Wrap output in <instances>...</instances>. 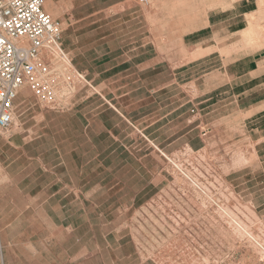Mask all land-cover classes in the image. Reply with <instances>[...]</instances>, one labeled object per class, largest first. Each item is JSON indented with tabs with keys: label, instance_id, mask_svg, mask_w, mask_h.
Wrapping results in <instances>:
<instances>
[{
	"label": "rangeland",
	"instance_id": "obj_1",
	"mask_svg": "<svg viewBox=\"0 0 264 264\" xmlns=\"http://www.w3.org/2000/svg\"><path fill=\"white\" fill-rule=\"evenodd\" d=\"M249 4L226 34L214 13L204 29L222 0H45L71 64L49 58L56 107L24 87L0 128V264H264V0ZM172 70L196 83L158 90Z\"/></svg>",
	"mask_w": 264,
	"mask_h": 264
},
{
	"label": "built area",
	"instance_id": "obj_2",
	"mask_svg": "<svg viewBox=\"0 0 264 264\" xmlns=\"http://www.w3.org/2000/svg\"><path fill=\"white\" fill-rule=\"evenodd\" d=\"M44 5L45 0H0L1 129L14 123L17 101L24 87L40 102L51 107L58 104L61 81L51 71L49 58L55 52L65 61L70 59L62 47L61 23L45 11ZM74 79L93 87L77 69L67 78L69 83Z\"/></svg>",
	"mask_w": 264,
	"mask_h": 264
},
{
	"label": "crops",
	"instance_id": "obj_3",
	"mask_svg": "<svg viewBox=\"0 0 264 264\" xmlns=\"http://www.w3.org/2000/svg\"><path fill=\"white\" fill-rule=\"evenodd\" d=\"M219 1H221V0H219ZM223 2H227V4L229 5V7H227V8H221V9H218V10H216V11H214V12H212V10H210V12H208V21H207V23H206V26L204 27V29H209L210 27H212V19H213V14L212 13H214V15L215 16H222V17H225V19H223V20H221L220 22H222L223 24H225V25H229V26H232L231 27V29H227V28H225V29H223V33H226V34H228V31L231 33V34H235V33H237L238 31H239V28H238V26H239V17L241 16V15H247V14H249V12H251L250 11V4H249V0H246V2H244V0H242V1H238V0H222V3ZM219 5H220V3H219ZM203 31V29L202 28H199V29H196V30H194L193 32H190V33H187L185 36H183L182 38H183V44L185 43L186 44V38H190V36H192V38H196V35L199 33V32H202ZM224 44V43H223ZM200 46L201 47V49H205V48H211V46L210 45H207L206 44V42L205 41H201V39H199L197 42H196V44H193V45H191L190 47L191 48H193V47H195L196 48V46ZM215 45H217V46H219L220 47V42H218V41H216L215 42ZM214 45V46H215ZM213 53H218V51L216 50V51H213L212 53H210L209 55H207V56H201L200 58H198L197 60L195 59V60H193L192 62H196V61H199L200 59H203V60H205L206 58H208L209 56L210 57H212V55H213ZM219 56H220V58L222 59V60H224V58H225V56L224 55H222L221 53H219ZM228 56L230 57H232L233 56V54L231 53H229L228 54ZM236 61V60H235ZM238 61V60H237ZM235 63V62H234ZM236 66H234V68H235ZM218 72V71H217ZM222 72H226V76L232 81V80H234V79H237V74H236V76H234V75H232V76H230V74H229V69L227 68V66H226V68H225V71H221V72H218V73H222ZM171 74H173L174 75V77H173V79H171L170 81H167V82H164V83H162L161 85H158L156 88L158 89V90H160L162 87H165V86H174L175 88H176V86L175 85H177V86H179V87H181V89L184 91V87L186 88V87H191V85L194 83H196L195 81H193V80H181V81H179V79H178V75H179V73L178 72H174L173 70H172V72H171ZM238 82H236V84H237ZM247 86V85H246ZM246 86H243V88L244 89H246L247 88V90H249L248 88H249V85H248V87H246ZM153 91V93H155V89L154 90H152ZM244 96V100H243V104L246 106L242 111H246V112H250V110L251 111H255V104L253 103V101L251 102V103H249L248 101H245V99H249V91H247V92H243L242 94H240L238 97L240 98L241 96ZM252 95V97L254 96V94H251ZM177 95H175V98H177L176 97ZM242 96V97H243ZM237 97V98H238ZM187 98V96H185L184 95V102H182L181 104H178L177 105V107H175L173 110H167V112H166V115H160V117H159V119L158 120H162V119H164L165 117H169L170 115H172L173 113H177L182 107H185V105L187 104L188 105V103H189V101L190 100H187L186 99ZM161 105L162 104H158V111L160 110L161 111V109H163V108H161ZM237 105H240V103H239V99L237 100ZM190 109V108H189ZM169 119V118H168ZM191 127L190 126H184V128H183V131L184 132H187V133H185V135L186 134H189L193 129H190ZM174 129H176V127H174ZM176 131H174L173 133H175Z\"/></svg>",
	"mask_w": 264,
	"mask_h": 264
},
{
	"label": "bare ground",
	"instance_id": "obj_4",
	"mask_svg": "<svg viewBox=\"0 0 264 264\" xmlns=\"http://www.w3.org/2000/svg\"><path fill=\"white\" fill-rule=\"evenodd\" d=\"M259 11H260V10H259ZM192 17H194V14H193ZM254 21H255V20H254ZM255 22H256V21H255ZM255 22H254V23H255ZM250 23H252V22H250ZM194 25H195V24H194ZM251 25H253V23H252ZM251 25H250V26H251ZM254 25H255V24H254ZM250 26H249V27H250ZM255 26H257V24H256ZM252 27H253V26H252ZM252 27H250L249 29H251ZM194 28H195V26H194ZM254 28H255V27H254ZM254 28H253V29H254ZM262 28H263V27H261V29H262ZM193 31H194V30H193ZM249 31H251V30H249ZM254 31H255V32H254ZM254 31H253V32H254V34H255L256 31H258L257 28L254 29ZM260 31H261V30H260ZM260 31H259V32H260ZM246 32H248V31H246ZM253 32H252V34H253ZM249 33H251V32H248V34H249ZM245 34H246V33H245ZM256 34H257V33H256ZM256 34H255V35H256ZM257 38H258V37H257ZM259 38H260V37H259ZM261 38H263V37H261ZM255 39H256V37H255ZM251 40H252V39H251ZM259 40H260V39H259ZM261 40H263V39H261ZM255 41H256V40H255ZM198 50H199V49H198ZM194 52H195V51H194ZM207 52H208V51L200 52V55H201V54H202V55H205V54H207ZM192 54H193V53H192ZM194 55H195V54H194ZM192 57H193V56H192ZM195 57H196V55H195ZM64 62H66V64H67V62L71 63L69 60H66V61L64 60ZM64 62H63V63H64ZM64 64H65V63H64ZM69 66H70V65H69ZM69 66H68V67H69ZM71 66H72V65H71ZM254 152H255V151H254ZM164 156H165V155H164ZM199 191H200V190H199ZM234 222H235V221H234ZM241 223H242V222H241Z\"/></svg>",
	"mask_w": 264,
	"mask_h": 264
}]
</instances>
